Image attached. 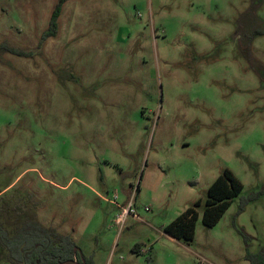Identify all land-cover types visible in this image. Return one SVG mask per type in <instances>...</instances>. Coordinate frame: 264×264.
Here are the masks:
<instances>
[{"label":"rangeland","instance_id":"rangeland-1","mask_svg":"<svg viewBox=\"0 0 264 264\" xmlns=\"http://www.w3.org/2000/svg\"><path fill=\"white\" fill-rule=\"evenodd\" d=\"M58 1L0 0V47L21 52L0 48V224L35 218L93 264L264 254V0H63L42 39ZM223 168L243 188L205 227ZM195 201L193 240L165 235Z\"/></svg>","mask_w":264,"mask_h":264},{"label":"trees","instance_id":"trees-1","mask_svg":"<svg viewBox=\"0 0 264 264\" xmlns=\"http://www.w3.org/2000/svg\"><path fill=\"white\" fill-rule=\"evenodd\" d=\"M63 0L54 6L42 39L54 37L58 31V17ZM252 34H264V30H254ZM9 53L20 55L14 48L1 46ZM242 183L228 169L223 168L209 185L206 191L201 222L205 227L214 226L229 208L233 199L242 191ZM256 196L241 199L240 210ZM201 202L195 201L185 208L171 222L163 227V233L176 241L188 244L193 240L195 224L198 219L197 208ZM247 240V237H244ZM0 247L5 251L7 264H93L91 258L85 257L68 234H62L53 226H45L35 218L16 224L13 232H9L0 224ZM134 251L139 252L137 247ZM245 259L249 264H264V254H252L248 250ZM150 260V259H149Z\"/></svg>","mask_w":264,"mask_h":264},{"label":"built area","instance_id":"built-area-1","mask_svg":"<svg viewBox=\"0 0 264 264\" xmlns=\"http://www.w3.org/2000/svg\"><path fill=\"white\" fill-rule=\"evenodd\" d=\"M113 197H114V199H116V194H114L113 195ZM112 203L116 206V207H120L119 205H118V203H116L115 201H112ZM130 208H125V207H121V211H120V213L116 216V223L118 224V225H121L123 222H124V220H125V217H126V215L130 212Z\"/></svg>","mask_w":264,"mask_h":264},{"label":"water","instance_id":"water-1","mask_svg":"<svg viewBox=\"0 0 264 264\" xmlns=\"http://www.w3.org/2000/svg\"><path fill=\"white\" fill-rule=\"evenodd\" d=\"M67 264H77L76 262H74V261H68V262H66ZM81 264H85V263H81Z\"/></svg>","mask_w":264,"mask_h":264},{"label":"crops","instance_id":"crops-1","mask_svg":"<svg viewBox=\"0 0 264 264\" xmlns=\"http://www.w3.org/2000/svg\"><path fill=\"white\" fill-rule=\"evenodd\" d=\"M121 207H123V206H120V207H117V208H119V210L121 211ZM120 213V212H119Z\"/></svg>","mask_w":264,"mask_h":264}]
</instances>
